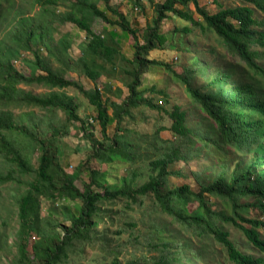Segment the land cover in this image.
I'll return each instance as SVG.
<instances>
[{
    "label": "trees",
    "instance_id": "1",
    "mask_svg": "<svg viewBox=\"0 0 264 264\" xmlns=\"http://www.w3.org/2000/svg\"><path fill=\"white\" fill-rule=\"evenodd\" d=\"M40 1L43 3L44 18L49 17V23L14 14L15 0H0V33L8 37L0 39V155L16 165L21 173L34 175L28 182V188L18 199V264H62L68 259L69 247L76 241L91 243L101 237L107 239L97 230L99 221L104 220L103 204L106 201L127 198L143 203L145 197L153 198L163 212L187 229L201 235L211 234L225 246L230 260L236 264H264L263 258L244 254L230 239L224 226L225 223L234 224L255 247L264 252V238L258 230L264 223L242 216L249 207L264 210V86L251 81L236 82L231 71L220 70L211 78L210 88L200 90L190 84L194 70L186 69L182 74L175 71V75L187 84V90L196 102L195 106L203 113V118L198 124L189 126L185 110L175 106L169 112L175 139L163 141L164 150L151 161L153 171L157 173L151 174L149 180L140 186L133 185L136 172L122 177L121 183L113 186L107 182L105 172L94 169L90 170L84 190H81L72 181L59 158L58 139L68 132V125L48 126L51 134L43 135L37 132L34 122L27 121L28 116L18 115L12 109L13 105L22 104L38 105L51 113L60 109L65 112L67 122L81 121L93 146L92 157L98 162L112 163L121 160L133 163L137 159L138 148L121 124L125 116H131L132 108L141 105L155 107L152 99L145 97L144 92L139 90L142 74L150 66L165 67L171 71L168 63L149 57L151 51L167 41L160 30L162 20L174 13L193 25L211 30L239 54L251 69L264 77V68L255 61L259 52L252 49L255 43L264 47V31L254 29L259 23L255 12L259 10L264 14V0H241L243 4L222 8L216 13H209L200 6L199 0H164L154 6L155 16L147 24L142 37L125 14L113 6L111 0H71L70 10L62 13L51 7L68 0ZM100 1H104L106 9L118 17L113 23L118 24L124 33L132 35L134 40L133 57L128 60L131 64L128 72L131 76L129 93L120 103L111 101L108 104L107 100H103L100 88L85 89L79 82L54 72L46 58L34 48L39 44L48 46L46 42L51 35L53 23L72 22L86 32L87 44L83 56L71 61L80 64L84 73L92 80L99 78L102 72L92 67L86 57L96 56L111 63L120 53L103 35L94 32L85 20L86 14L90 13L112 23L107 12L100 9ZM190 3L195 5L203 22L195 19L189 9ZM14 17H18L15 25L11 20ZM7 29L9 32H6ZM185 31L189 30L185 28ZM61 44L66 53L70 43L65 38L61 40ZM23 50L34 55V66L28 75L15 65V60ZM50 53L53 54L52 48L49 49ZM202 71L205 74L206 68H202ZM22 84H40L60 89L71 86L78 88L97 109L96 119L101 126L102 140L95 138L87 123L79 116L73 96L63 91L35 94L21 87ZM112 116L116 120V132L113 135L109 133ZM49 120L53 123L55 119ZM200 123L205 124L202 125L203 128H199ZM34 146L40 151L37 167L32 162L31 149ZM209 152L219 155L220 171L212 173L207 179L202 176L199 191L193 190L189 184L172 189L168 187V178L172 173H178L169 169L170 164L187 160L189 154L207 155ZM235 153H238V158L234 167H231V162L223 158ZM14 179L13 172L0 173L1 183ZM65 193L80 198L82 202L76 204V212L67 210L70 225L64 226L62 232L42 216L41 198L48 196L56 199ZM206 193L220 198V204L224 208L214 209L208 205L205 201ZM246 196L254 197L257 201L243 202ZM191 200L198 202L192 210L188 208ZM229 208L235 214L227 213ZM244 222L250 226H245ZM153 231L148 244L158 251L155 264H171L172 259H176L180 253L184 254L188 243L172 241L165 235V229L158 224ZM33 237V253H30ZM112 264H119L116 257Z\"/></svg>",
    "mask_w": 264,
    "mask_h": 264
},
{
    "label": "rangeland",
    "instance_id": "2",
    "mask_svg": "<svg viewBox=\"0 0 264 264\" xmlns=\"http://www.w3.org/2000/svg\"><path fill=\"white\" fill-rule=\"evenodd\" d=\"M163 1L111 0V3L125 14L132 27L136 28L142 37L147 24H150L155 16L154 6ZM199 3L209 13H216L222 8L237 7L243 4L241 0H199ZM178 6L182 8L181 5ZM71 7V0H68L52 6L51 9L62 13L70 10ZM99 7L107 12L112 23L90 13L86 14L85 20L94 32L103 35L107 42L115 46L120 53L111 63L96 56L86 57L92 67L102 72V75L96 80H92L86 75L80 64L71 61V59L75 61L83 56L87 44L86 32L76 24L72 22L53 23L51 35L48 36L46 42L48 46L39 44L34 48L43 58H46L54 72L79 82L85 89L100 88L102 98L107 100L108 104L111 101L120 103L129 93L128 83L131 81V76L128 72L131 69V64L128 60L133 57L134 40L132 35L124 33L118 24L113 23L118 17L106 9L104 1L99 2ZM189 9L196 20L203 22L193 3L189 4ZM13 12L32 17L36 21L50 22L49 17L44 18L43 3L40 0H15ZM255 16L259 23L254 26V29L264 31V14L256 10ZM11 20L15 25L18 22V17ZM185 28L189 31H185ZM160 30L166 36L167 41L161 47L151 51L149 57L168 63L171 66V71L165 67L150 66L142 74V85L139 90L144 92L145 97L152 99L155 107L141 105L132 108L131 116H125L121 124L122 129L138 148L135 162L125 163L121 160H115L112 163L98 162L92 157L93 146L81 121L67 122L65 112L60 109L51 113L48 109L34 104L11 105L16 114L28 116L27 121L34 122L36 130L40 134L50 135L49 127L68 125V132L58 139L59 158L72 181L81 190H84L90 170L94 169L105 172L107 182L113 186L120 184L122 177L130 175L132 172H136L134 186L142 185L149 180L151 174H156L157 172H154L151 166V161L164 150V140L175 139L171 130L173 121L169 116V112L175 106L187 112L189 126L202 121L203 113L195 106L196 102L190 96L187 84L175 75V71L182 74L186 69L194 70L190 84L193 88L200 90L210 88L211 78L220 70L231 71L236 82L251 81L256 85L264 86L263 75L251 69L239 54L229 48L211 30H204L193 25L174 13H170L167 18L162 20ZM6 32H9V29ZM2 38L8 37L0 33V39ZM65 38L70 43L66 53H64L61 44V40ZM50 48H52L53 54H49ZM252 49L259 52L255 61L264 68V47L255 43ZM15 65L21 72L28 75L34 66V55L29 51H21L15 60ZM202 68H206L205 74H203ZM21 87L35 94L63 91L73 96L79 116L87 123L89 131L93 132L95 138L102 140L101 126L96 119L97 109L78 88L71 86L60 89L40 84H22ZM110 113L112 115L111 107ZM31 117L35 119L33 120ZM49 118L55 119L54 122H50ZM28 125L31 127L30 124ZM202 125L205 124L200 123L199 128H203ZM115 132L116 120L112 116L109 133L113 135ZM31 152L33 165L37 167L40 151L34 146ZM237 158L238 153H235L230 156L226 155L223 159L231 162V167H234ZM169 169L178 171V173H172L168 178L170 189L189 184L193 190L199 191V181L202 176H206L207 179L212 173L220 171L219 155L216 152L214 154L209 152L207 155L200 153L195 156L189 154L187 160L176 161L169 165ZM7 172H13L15 179L5 183L0 182V264H18V199L26 191L28 182L33 179L34 175L21 173L16 165L9 163L0 155V173ZM205 201L214 209L224 208L223 204H220L221 199L213 194L206 193ZM256 201L254 197L249 196L243 199V202ZM81 202L80 198L70 193L61 194L56 199L44 196L41 198V213L46 221H50L53 225L58 226L59 231L64 232V226L70 225L66 214L67 210L76 212L75 206ZM197 205V201L191 200L188 203V208L192 210ZM103 207L104 220L99 221L97 230L107 239L101 237L91 243L76 241L69 247L68 259L62 264H112L115 257L119 264H155L158 251L148 242L153 237V228L156 224L165 229V235L172 241L188 243V249L184 248V254L180 253L176 259H172L171 264H236L230 260L225 246L215 240L211 234L201 235L187 229L171 215L163 212L153 198L145 197L143 203L127 198H117L106 201ZM226 212L235 214L232 208L227 209ZM239 213L241 214V212ZM242 214L245 218L264 223L262 208L249 207ZM238 220L240 221V219ZM244 225L250 226L247 222H244ZM224 226L229 232L230 239L244 254L264 260V252L255 247L240 228L232 223H225ZM258 230L264 238V224L258 227ZM107 240L108 242H105ZM32 242L34 243V237L30 243V253H33Z\"/></svg>",
    "mask_w": 264,
    "mask_h": 264
}]
</instances>
